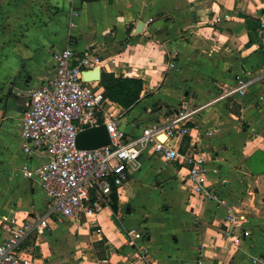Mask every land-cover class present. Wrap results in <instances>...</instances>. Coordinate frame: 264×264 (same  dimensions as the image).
<instances>
[{"label":"crops","instance_id":"crops-1","mask_svg":"<svg viewBox=\"0 0 264 264\" xmlns=\"http://www.w3.org/2000/svg\"><path fill=\"white\" fill-rule=\"evenodd\" d=\"M263 11L264 0H0V242L12 221H34L49 209L40 178L26 173L48 156L25 150L23 115L31 90L55 76L54 52L69 46L98 54L102 75L142 80L132 106L107 100L131 136L171 115L162 105L161 119L150 117L158 91L169 108L183 102L193 107L239 79H253L244 95L205 106L193 117L201 129L181 140L182 148L193 141L207 152L213 188L244 214L240 226L249 234L234 245L224 234L229 208L192 199L177 166L145 151L123 187L122 223L110 209L93 220L51 219L50 229L30 234L24 249L43 264H71L75 258L50 243L75 228L78 236L65 234L81 248L74 264H264ZM134 181L161 192L155 230L151 212L136 216L132 210L143 189L134 192ZM130 228L141 233L138 242L147 248L148 261L128 244Z\"/></svg>","mask_w":264,"mask_h":264},{"label":"built area","instance_id":"built-area-1","mask_svg":"<svg viewBox=\"0 0 264 264\" xmlns=\"http://www.w3.org/2000/svg\"><path fill=\"white\" fill-rule=\"evenodd\" d=\"M258 32L264 46V11ZM53 57L55 76L47 84L31 90L22 128L25 150L42 151L48 156L38 169L26 173L40 178L49 197V209L37 220L21 223L14 220L7 226L9 235L0 242V264H43L24 249L25 239L32 233L39 236L47 232L51 219L93 220L104 209H110L121 221L124 213L120 207L114 211V196H118L120 204L130 171L138 168L139 158L145 151L150 158L177 166L192 199L214 200L228 207L223 221L224 234L240 246L249 234L240 226L244 214L213 188L207 152L193 141L182 148L181 140L187 134L193 138L192 129H201L193 117L205 106L234 94L244 95L253 79H239L206 104L189 107L183 102L166 121L149 124L141 134L131 136L121 128V115L115 112V107L105 106L108 98L100 80L84 77L86 71L99 66L100 56L90 49L79 52L67 46L55 51ZM101 123L107 126L111 144L80 148L79 131ZM128 234V244L135 245L139 249L138 257L148 261L147 248L138 242L142 239L141 233L130 228Z\"/></svg>","mask_w":264,"mask_h":264},{"label":"rangeland","instance_id":"rangeland-1","mask_svg":"<svg viewBox=\"0 0 264 264\" xmlns=\"http://www.w3.org/2000/svg\"><path fill=\"white\" fill-rule=\"evenodd\" d=\"M108 81H109L110 84H112V86H114V90L116 91L115 93H117L119 95H125L127 89H126V85L123 82L114 81V80H112V78L107 77V82ZM101 84L104 87L105 83H101ZM116 85L118 86V89L117 90H116ZM104 89H105V87H104ZM154 93L155 92H153V94ZM158 93H159V95H158V97H155V100L153 101L154 102L153 103V109H152V111L150 113V117L152 119L153 118L154 119H161V106L162 105L165 106V107H167L166 112H169L170 114H172L176 110H178L179 107L182 104V103H180V105L178 107H175V108H169L170 105L167 104V103H165L163 101V99L161 97H159V96H161V91H158ZM155 94H157V93H155ZM105 106L106 107L108 106L107 103L105 104ZM167 114L168 113H166V115ZM159 121H161V120H159ZM158 165H161V163L158 164ZM159 183H160V181H158V182L156 181V184L157 185H159ZM140 185H143V187H141L143 189L141 191L140 190L138 191L139 195L136 197V202L137 203H136V205H132L133 206L132 208H134L132 210H135V215L137 214V212L139 214L140 211H142L141 214H145L147 211L151 212L150 221L152 223L150 224V226L152 225L153 229L155 230L154 227L158 225L159 221H161V215H159V211H161V202L159 201V194L161 192L158 189L157 190L156 189H149V186L146 185V182H144V181L143 182H140V181H137V182L134 181L133 182V185L132 186H133L134 192L136 191L137 186H140ZM154 191H156V192H154ZM123 213H124L123 214V218H124L125 212L123 211ZM138 214L136 216H139L140 215V214L139 215ZM126 220H127V218H126ZM118 221H120V220H118ZM121 221H123V219H121ZM115 222H116V220H115ZM140 224H141V222H139V224H137L138 227H140V230L145 231L144 225H141L140 226ZM74 232H75V228H73L72 230L65 229V231H62V233L60 235V237H62V236L63 237L62 238L58 237V238H60V242L59 243H55L53 241L50 243L51 245H53V247H56L55 249H57V247H58V248H60L62 250H66L68 252V257L75 258L74 261L70 262L71 264L76 263V259L78 261V260L81 259V256H82V253L80 252L81 248L78 245H76L75 243H73L72 240L70 241V239H68V238L65 239L66 238L65 237V234H67V233L73 234L72 237H74L75 235L78 236V233H74Z\"/></svg>","mask_w":264,"mask_h":264},{"label":"trees","instance_id":"trees-1","mask_svg":"<svg viewBox=\"0 0 264 264\" xmlns=\"http://www.w3.org/2000/svg\"><path fill=\"white\" fill-rule=\"evenodd\" d=\"M107 77L112 78L114 81L123 82L126 85V93L125 95H119L115 93L114 86L107 82ZM105 83L104 87V94L107 98L114 100L124 107L128 108L135 104L139 97L141 90L143 89V83L141 79L136 78H128V77H117L114 74L111 73H103L100 84ZM102 85V84H101ZM103 86V85H102ZM118 89V86L116 85V90ZM119 95V96H118ZM115 203H114V211H117L119 208V199L118 196H114Z\"/></svg>","mask_w":264,"mask_h":264},{"label":"water","instance_id":"water-1","mask_svg":"<svg viewBox=\"0 0 264 264\" xmlns=\"http://www.w3.org/2000/svg\"><path fill=\"white\" fill-rule=\"evenodd\" d=\"M86 79L101 80V68L95 67L84 73ZM111 144V136L105 123L82 129L77 135V145L83 149H93Z\"/></svg>","mask_w":264,"mask_h":264}]
</instances>
